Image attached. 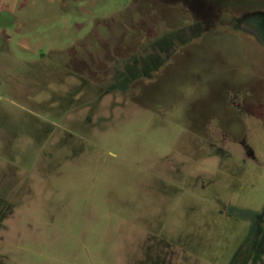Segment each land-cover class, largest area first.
<instances>
[{"label":"rangeland","instance_id":"rangeland-1","mask_svg":"<svg viewBox=\"0 0 264 264\" xmlns=\"http://www.w3.org/2000/svg\"><path fill=\"white\" fill-rule=\"evenodd\" d=\"M1 13L0 264H264V0Z\"/></svg>","mask_w":264,"mask_h":264},{"label":"water","instance_id":"water-1","mask_svg":"<svg viewBox=\"0 0 264 264\" xmlns=\"http://www.w3.org/2000/svg\"><path fill=\"white\" fill-rule=\"evenodd\" d=\"M13 23V17L9 13L0 14V27H8Z\"/></svg>","mask_w":264,"mask_h":264},{"label":"flooded vegetation","instance_id":"flooded-vegetation-1","mask_svg":"<svg viewBox=\"0 0 264 264\" xmlns=\"http://www.w3.org/2000/svg\"><path fill=\"white\" fill-rule=\"evenodd\" d=\"M262 40V39H261ZM262 41H264V40H262Z\"/></svg>","mask_w":264,"mask_h":264}]
</instances>
